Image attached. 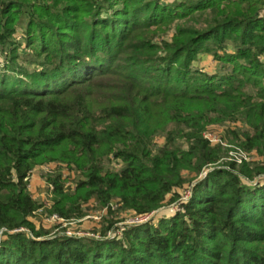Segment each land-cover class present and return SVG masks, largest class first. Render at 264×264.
Here are the masks:
<instances>
[{
	"label": "trees",
	"instance_id": "obj_1",
	"mask_svg": "<svg viewBox=\"0 0 264 264\" xmlns=\"http://www.w3.org/2000/svg\"><path fill=\"white\" fill-rule=\"evenodd\" d=\"M263 9L264 0H0V264H264ZM172 24L171 41H156ZM202 54L217 62L213 74L192 68ZM236 122L232 143L259 161L223 162L226 151L205 139L208 126ZM112 158L118 171L105 167ZM49 163L79 178L69 192L60 170L45 174L46 212L82 219L95 199L108 210L99 238L35 228L44 205L28 179ZM186 182L191 198L173 216L106 238L113 203L150 214Z\"/></svg>",
	"mask_w": 264,
	"mask_h": 264
},
{
	"label": "rangeland",
	"instance_id": "obj_2",
	"mask_svg": "<svg viewBox=\"0 0 264 264\" xmlns=\"http://www.w3.org/2000/svg\"><path fill=\"white\" fill-rule=\"evenodd\" d=\"M170 1L175 0H164L165 3ZM174 32L175 27L172 24L164 33L160 34L159 37H156L155 40L158 42H170ZM14 39L17 42H22V30L20 28L17 29V33ZM25 52H27L26 49L21 48L19 50V55H23ZM1 63L2 60L0 59V64ZM217 66V62L209 54L200 55L199 59L192 64L193 69H197L208 74H213L216 71ZM243 128L244 125L241 122L226 123L224 125H210L206 128L205 135L211 142V144H213L212 146L220 145L226 151V155L225 158H223V162H240L241 160L242 162H237V164H242L254 162L259 159V156L256 152H247L236 144L232 143V138L230 137L228 131H235L237 129L242 130ZM154 143L156 144V146L163 145V136H157L154 140ZM105 164V167L111 171H118L122 167V162L118 159L115 160L113 158ZM57 170H60V172H62L63 178L66 182L67 189L69 190V192L73 191V189L75 188V184L79 178L78 172L68 170L64 165H58L57 163H49L34 168L32 176L38 177L41 182H44L41 183L42 185H40L39 183H35V188H33L31 186L32 183L30 180V187L28 189L30 196L38 203L44 205L43 209L39 210L36 215H34V217L32 218L33 221L31 220L35 228L37 230L42 228L46 231H50V237H53L55 235L68 236L66 234H69V236L73 238L89 237L97 239V236H100L101 234L100 232L104 225V218H108V210H106V208H99V205L97 204L95 199H92L89 202L83 204V211L86 215L82 219L69 221L56 220L51 218V215H48V213L46 212V210H48L49 206L51 205L52 197L49 193V188L46 185L44 176L45 174H48V171L52 173L53 171ZM210 170L211 169L209 168L205 169L203 173H207ZM201 175H199L196 179L191 182L194 183L196 180H199L202 177ZM183 176L184 178H186L187 181H189L193 178L194 175L188 172H184ZM243 182L247 183L245 180H243ZM190 185V182H186L181 189L177 190L179 198L173 203H169L170 196H167V200L163 204V207L159 209L156 213H154L147 223L156 224L160 219L170 218L175 213H177L180 210V204H178L177 202L180 198H182L181 196L186 195L184 193L190 187ZM112 205L113 206L112 208H110V211L114 216L113 220L117 223L113 226L112 229L107 231L106 237L112 238V235H117V238H120L121 236L119 235V229L122 228L124 224H131L137 218H135L136 215L133 212L120 210V204ZM108 233L110 234V236H108ZM27 235L30 236L29 233ZM1 237H4V235H2Z\"/></svg>",
	"mask_w": 264,
	"mask_h": 264
},
{
	"label": "built area",
	"instance_id": "obj_3",
	"mask_svg": "<svg viewBox=\"0 0 264 264\" xmlns=\"http://www.w3.org/2000/svg\"><path fill=\"white\" fill-rule=\"evenodd\" d=\"M260 17H262V18H264V9L262 10V12L260 13ZM204 137H205V139L211 144V142L208 140V138L206 137V135H205V133H204ZM211 145H213V144H211ZM260 160V158L257 160V161H259ZM236 163L238 162V163H241L242 161L240 160V162L239 161H235ZM48 173H50V171H48ZM203 173V172H202ZM206 174L207 173H203L201 176V178L200 179H203V178H205V176H206ZM28 181H29V179H28ZM66 187H67V185H66ZM192 187H193V184L192 185H190V187L186 190V192L184 193V194H186L185 196H181L182 198H180L179 200H178V204H184V203H187L188 201H189V199L191 198V193H192V191H191V189H192ZM48 188H49V193H50V191H51V187L50 186H48ZM51 195V194H50ZM113 204H119V203H117V202H115V203H113ZM180 205H179V207H180ZM112 206L113 205H111V208H112ZM157 212V211H156ZM156 212H153V213H150V214H146V215H136L135 216V218H137V219H135V221H133L131 224H124V226L122 227V228H120L119 229V233L121 234V231L124 229V227H126V226H138V225H142V224H145V223H147L149 220H150V218H151V216L154 214V213H156ZM51 218H53V219H56V220H62V219H60V218H58L56 215H51ZM20 231H22V230H20ZM119 234V235H120ZM2 235H6V233H3V232H1L0 233V242H1V240L3 239V237H1ZM66 235H68L69 236V234H66ZM108 236H110V234L108 233ZM113 236V237H112ZM111 237L112 238H114V237H118L117 235H112ZM70 237V236H69ZM98 238L100 237V236H97ZM106 238H109V237H106Z\"/></svg>",
	"mask_w": 264,
	"mask_h": 264
},
{
	"label": "crops",
	"instance_id": "obj_4",
	"mask_svg": "<svg viewBox=\"0 0 264 264\" xmlns=\"http://www.w3.org/2000/svg\"><path fill=\"white\" fill-rule=\"evenodd\" d=\"M32 173H33V171H32ZM32 173H31V175H30V177H29V181H28V189H29V187H30V180H31V183H32V187L33 188H35L34 186H35V183H39L40 185H42L41 183H44V182H41L40 181V179L38 178V177H33L32 176ZM47 185V184H46ZM48 186V185H47ZM33 221V220H32Z\"/></svg>",
	"mask_w": 264,
	"mask_h": 264
}]
</instances>
